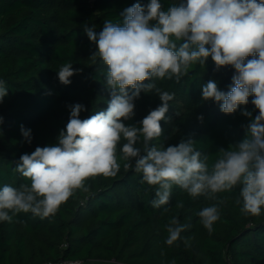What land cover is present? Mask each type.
Here are the masks:
<instances>
[{"label":"trees","instance_id":"trees-1","mask_svg":"<svg viewBox=\"0 0 264 264\" xmlns=\"http://www.w3.org/2000/svg\"><path fill=\"white\" fill-rule=\"evenodd\" d=\"M137 2L144 5L149 0H0V79L8 88L0 103V188L29 182L13 173L15 162L37 146L57 142L69 119L68 105H84L87 111L81 113L82 119L106 110L110 99L107 69L99 58L95 63L91 60L96 45L84 28L94 26L99 32L106 19L119 21L123 9ZM175 2L178 0H161L165 8ZM66 62L82 69L70 77V85L60 83L57 76ZM234 73L231 66L216 70L209 57L205 67L194 65L179 84L167 78L157 80V86L175 93V98L166 113L172 121H161L163 135L152 144L176 145L192 138L197 150L209 156L211 167L219 148L227 149L245 137L244 126L250 119L242 111H252L253 118L258 114L251 103L253 97L233 114H224L219 103L202 99V86L208 80H215L226 92ZM161 103L155 93L142 92L135 101L134 118L125 124H138ZM199 116H203L202 122ZM21 125L31 129V144L22 136ZM174 127L178 129L175 134ZM124 142L118 145V157ZM119 162L115 177L86 180L90 191L78 190L55 215L40 218L19 213L11 222L0 221V264L61 260L84 264L112 260L123 264H171L173 260L175 264H264V209L260 216L243 214L235 202L239 187L217 194L225 202L220 206V220L209 234L197 213L214 201L192 198L174 186L169 204L153 208L156 186L142 183V174L125 171ZM177 202L184 207L178 209ZM173 216L190 225L181 233L187 246L183 240L178 246L164 243L168 235L164 225Z\"/></svg>","mask_w":264,"mask_h":264},{"label":"clouds","instance_id":"clouds-1","mask_svg":"<svg viewBox=\"0 0 264 264\" xmlns=\"http://www.w3.org/2000/svg\"><path fill=\"white\" fill-rule=\"evenodd\" d=\"M120 17L117 22L106 19L99 32L94 26L84 28L96 45L91 60L95 63L99 58L107 69L110 99L106 110L82 119L86 107L68 105L69 119L57 142L37 146L15 162L13 173L29 182L0 188V221L11 222L19 213L40 218L55 215L78 190L90 191L86 180L115 177L119 161L125 171L142 174V183L156 186L153 208L169 204L174 186L192 198L214 201L197 213L209 234L225 202L218 193L239 187L235 202L241 205L240 211L260 216L264 209V0H178L167 8L161 0H149L123 9ZM209 57L216 70L231 66L235 73L226 92L215 80H208L202 86V99L219 103L224 114H233L253 97L251 103L258 112L253 118L252 111H242L250 119L244 126L245 137L227 149L219 148L211 167L209 156L197 150L192 138L176 145L152 144L163 135L161 121L171 123L166 113L175 98V93L162 91L156 81L167 78L179 84L194 65L205 67ZM81 71L66 62L57 76L60 83L70 85V77ZM142 92L155 93L162 103L138 124L126 125L135 116V101ZM7 95L6 82L0 79V103ZM197 119L202 122L203 116ZM20 131L31 144V129L21 125ZM177 131L174 127L173 134ZM121 140L125 142L118 157ZM176 207L183 208V202ZM189 227L173 216L164 225L168 234L164 243L173 246L183 240L187 246L181 233Z\"/></svg>","mask_w":264,"mask_h":264},{"label":"built area","instance_id":"built-area-1","mask_svg":"<svg viewBox=\"0 0 264 264\" xmlns=\"http://www.w3.org/2000/svg\"><path fill=\"white\" fill-rule=\"evenodd\" d=\"M67 245H65L64 247H66ZM108 263H114V264H123V263H119L115 260L109 261V262H103L101 264H108ZM45 264H84L82 261L79 260H61L58 262H51V263H45Z\"/></svg>","mask_w":264,"mask_h":264},{"label":"water","instance_id":"water-1","mask_svg":"<svg viewBox=\"0 0 264 264\" xmlns=\"http://www.w3.org/2000/svg\"><path fill=\"white\" fill-rule=\"evenodd\" d=\"M108 264H114V263H108Z\"/></svg>","mask_w":264,"mask_h":264},{"label":"rangeland","instance_id":"rangeland-1","mask_svg":"<svg viewBox=\"0 0 264 264\" xmlns=\"http://www.w3.org/2000/svg\"><path fill=\"white\" fill-rule=\"evenodd\" d=\"M166 131H164V134H165Z\"/></svg>","mask_w":264,"mask_h":264}]
</instances>
